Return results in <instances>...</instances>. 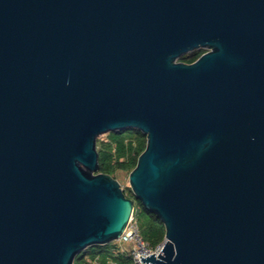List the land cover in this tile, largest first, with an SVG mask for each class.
I'll use <instances>...</instances> for the list:
<instances>
[{
	"label": "water",
	"instance_id": "obj_1",
	"mask_svg": "<svg viewBox=\"0 0 264 264\" xmlns=\"http://www.w3.org/2000/svg\"><path fill=\"white\" fill-rule=\"evenodd\" d=\"M126 129L166 231L142 263L264 264V0H0V264L122 236L134 200L95 172Z\"/></svg>",
	"mask_w": 264,
	"mask_h": 264
},
{
	"label": "trees",
	"instance_id": "obj_2",
	"mask_svg": "<svg viewBox=\"0 0 264 264\" xmlns=\"http://www.w3.org/2000/svg\"><path fill=\"white\" fill-rule=\"evenodd\" d=\"M205 51H194L182 56L179 61L184 63L195 62ZM108 141L97 140L99 154L98 173L112 176L117 171L131 173L136 167L139 156L146 149V136L136 129H126L108 135ZM130 195L124 191L128 198L134 200V215L139 222L142 238L151 246H157L165 240V226L157 215L150 212L138 201L131 189ZM110 245H96L87 248L76 256L74 264H92L98 258L102 264L112 260L115 264H130V259L125 255L112 254ZM115 249V248H114ZM113 249V250H114Z\"/></svg>",
	"mask_w": 264,
	"mask_h": 264
},
{
	"label": "built area",
	"instance_id": "obj_3",
	"mask_svg": "<svg viewBox=\"0 0 264 264\" xmlns=\"http://www.w3.org/2000/svg\"><path fill=\"white\" fill-rule=\"evenodd\" d=\"M116 242H118L120 246L113 250V254L115 256H127L130 259V264H147L142 263L141 258L147 259L154 254L157 258L165 245V241H163L161 244L154 247L142 238L139 224L134 213L125 232Z\"/></svg>",
	"mask_w": 264,
	"mask_h": 264
},
{
	"label": "rangeland",
	"instance_id": "obj_4",
	"mask_svg": "<svg viewBox=\"0 0 264 264\" xmlns=\"http://www.w3.org/2000/svg\"><path fill=\"white\" fill-rule=\"evenodd\" d=\"M114 133L115 132H110V133L104 134V135L100 136L98 139L101 140V141L107 142L108 141V138H109L108 135L109 134H114ZM97 173L98 172H95V174H97ZM129 175H130V173H126V172H122V171H117L111 177L114 178L115 180H117L119 182L121 188L124 191H126V193H128L130 195V191H129L130 190ZM138 224H139V222H138ZM108 245L112 246L111 247L112 254H113V249L114 248L116 249L118 246H120L118 244V242H116V241L111 242ZM111 262H112V260L109 259L104 264H112ZM81 264H85L84 261H81ZM92 264H102V260L98 258Z\"/></svg>",
	"mask_w": 264,
	"mask_h": 264
},
{
	"label": "flooded vegetation",
	"instance_id": "obj_5",
	"mask_svg": "<svg viewBox=\"0 0 264 264\" xmlns=\"http://www.w3.org/2000/svg\"><path fill=\"white\" fill-rule=\"evenodd\" d=\"M196 51H205V53H206L208 50H206V49H200V50H196ZM205 53H204V54H205ZM202 55H203V54H202ZM202 55H201V56H202ZM201 56H200V57H201ZM200 57H199V58H200ZM199 58H198V59H199ZM183 63H184V62H183ZM186 64H191V63H186Z\"/></svg>",
	"mask_w": 264,
	"mask_h": 264
}]
</instances>
